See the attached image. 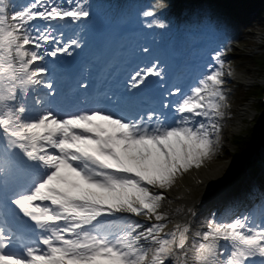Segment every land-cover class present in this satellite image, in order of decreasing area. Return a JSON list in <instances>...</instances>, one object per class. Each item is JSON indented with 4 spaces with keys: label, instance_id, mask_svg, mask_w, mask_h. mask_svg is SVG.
<instances>
[{
    "label": "snow or ice",
    "instance_id": "snow-or-ice-1",
    "mask_svg": "<svg viewBox=\"0 0 264 264\" xmlns=\"http://www.w3.org/2000/svg\"><path fill=\"white\" fill-rule=\"evenodd\" d=\"M92 16L87 0H0V264H264V206L212 215L190 246L160 211L220 143L225 52L193 73L139 43L93 82L76 64Z\"/></svg>",
    "mask_w": 264,
    "mask_h": 264
},
{
    "label": "bare ground",
    "instance_id": "bare-ground-1",
    "mask_svg": "<svg viewBox=\"0 0 264 264\" xmlns=\"http://www.w3.org/2000/svg\"><path fill=\"white\" fill-rule=\"evenodd\" d=\"M195 42L199 41L194 40L192 44H189V47H192L193 45L196 46ZM238 80H240L244 85H253L255 83V80L251 77L238 78ZM247 114L248 109L242 108L238 117L242 118ZM232 128L234 130L233 133L240 129L238 125H235ZM227 167H229V162L227 160L213 162L210 164L204 163L200 168H193L189 170L182 177L177 176L175 182L170 188L162 190L165 191L167 197V199L164 201L165 204L163 207H166L167 210H170V213H174L178 209L177 213L175 214L179 216L181 215V217L184 215L188 216V214H190L188 212V209H191L192 213L195 214V216L193 214L191 216V221H193L192 223L194 224V228H196L197 226H202L201 230H205L203 224H205L208 218H210L209 215L211 213V209L214 208L212 201H206L209 197L217 195L219 199L216 200V202L222 203L228 198L227 192H230L231 195L234 196V198H237L239 200L238 194L233 188H226L229 181L226 184L223 182L219 184L216 181L221 177ZM251 187L259 189V193L256 194L257 198L262 196V191L259 187H255L254 185H252ZM243 203L244 201H241V204ZM233 205L238 208L236 209L237 211H240V207L237 205V203H234ZM181 210H184L186 214H181ZM163 211L165 212L166 210L164 209ZM225 211L228 212V209L223 210V212ZM189 238L190 246L191 243L193 241L195 242L196 240V238H194L193 236V232L191 231L189 232Z\"/></svg>",
    "mask_w": 264,
    "mask_h": 264
},
{
    "label": "rangeland",
    "instance_id": "rangeland-1",
    "mask_svg": "<svg viewBox=\"0 0 264 264\" xmlns=\"http://www.w3.org/2000/svg\"><path fill=\"white\" fill-rule=\"evenodd\" d=\"M230 2H232V0H230ZM218 6L226 8L223 4H220ZM261 15L262 14L260 13V16ZM255 21L256 25L254 26V28L246 31L247 34L245 33V36L242 37V43L236 49L234 55H232L228 59V65L225 67V78L230 85L229 90L233 89V91L235 92L233 96L230 95L229 97V103L227 104L226 127L224 130V134L220 138L219 146L217 147V149L219 150L220 146L224 145L225 152L226 150H228V152L231 150V139H233V135L236 134V132L233 133L234 130L232 127L235 125L239 126L240 121L244 119V117H238L241 109H245L246 107L251 108V103H254V101H249L250 105H248V95L246 92L251 88L249 85L242 84L241 81L238 80V78L253 77L256 80L257 78L260 79L261 74L264 73L263 69L260 66L259 68H257L256 65L258 64V61L252 58L253 56H257L258 54L263 53L259 49V47L264 45V17H258V21ZM229 72L231 73V75H228ZM256 82L264 83V78L263 81L260 80ZM243 122L245 123V120ZM248 126L250 127V124L246 125L244 130L237 134L246 132L248 130ZM215 154L212 156L214 157ZM187 172L178 176L182 177Z\"/></svg>",
    "mask_w": 264,
    "mask_h": 264
},
{
    "label": "trees",
    "instance_id": "trees-1",
    "mask_svg": "<svg viewBox=\"0 0 264 264\" xmlns=\"http://www.w3.org/2000/svg\"><path fill=\"white\" fill-rule=\"evenodd\" d=\"M238 1H241V2H245L246 1L247 3L251 2L252 5H255V8L260 7L261 8L260 9L261 13L264 16V5L263 6L260 5L261 4L260 0H238ZM261 1H264V0H261ZM224 111H225V107L223 108V113H224Z\"/></svg>",
    "mask_w": 264,
    "mask_h": 264
}]
</instances>
